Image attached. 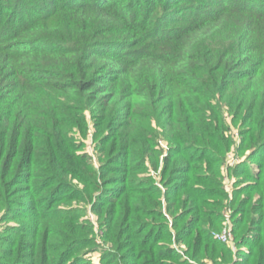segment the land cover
Instances as JSON below:
<instances>
[{"label":"trees","instance_id":"16d2710c","mask_svg":"<svg viewBox=\"0 0 264 264\" xmlns=\"http://www.w3.org/2000/svg\"><path fill=\"white\" fill-rule=\"evenodd\" d=\"M0 264H264V0H0Z\"/></svg>","mask_w":264,"mask_h":264},{"label":"built area","instance_id":"2783aa9c","mask_svg":"<svg viewBox=\"0 0 264 264\" xmlns=\"http://www.w3.org/2000/svg\"><path fill=\"white\" fill-rule=\"evenodd\" d=\"M227 162L229 164H234L236 162V158H234L233 155L232 157L229 156L227 159ZM216 238L220 240L221 242L226 243L233 249H235V245H234V241H233L232 233H231V227L229 225V215L227 213L225 214L224 226L218 233H216Z\"/></svg>","mask_w":264,"mask_h":264},{"label":"rangeland","instance_id":"374dc122","mask_svg":"<svg viewBox=\"0 0 264 264\" xmlns=\"http://www.w3.org/2000/svg\"><path fill=\"white\" fill-rule=\"evenodd\" d=\"M232 131H234V137H235V139L239 141V137H238V135H237L236 130H232ZM87 137H89V139H88V143H90V140L92 141V139H91V133H89ZM161 141H162V140H160V143L163 142V141H162V142H161ZM162 144L164 145V143H162ZM88 149H89L90 151H92V144H89ZM233 153H234L233 151L227 153V155H226V161H227V159H228L229 156L232 157V155H234ZM228 154H229V155H228ZM88 217H89L92 221H94V219H95L94 215H93L91 212L88 213ZM99 254H100L99 251H97V252L91 254V259H92L95 263H98V262H99V261H98Z\"/></svg>","mask_w":264,"mask_h":264}]
</instances>
